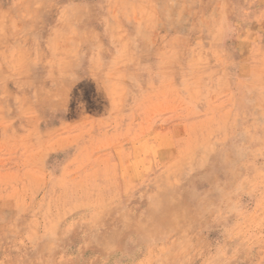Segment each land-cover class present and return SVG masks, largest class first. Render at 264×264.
Listing matches in <instances>:
<instances>
[{
	"label": "rangeland",
	"instance_id": "obj_1",
	"mask_svg": "<svg viewBox=\"0 0 264 264\" xmlns=\"http://www.w3.org/2000/svg\"><path fill=\"white\" fill-rule=\"evenodd\" d=\"M0 264H264V0H0Z\"/></svg>",
	"mask_w": 264,
	"mask_h": 264
}]
</instances>
